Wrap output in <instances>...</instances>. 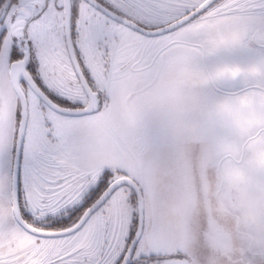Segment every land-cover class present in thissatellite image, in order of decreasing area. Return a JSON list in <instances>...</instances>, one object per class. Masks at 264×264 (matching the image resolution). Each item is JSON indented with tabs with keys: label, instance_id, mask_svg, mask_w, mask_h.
Segmentation results:
<instances>
[{
	"label": "snow or ice",
	"instance_id": "1",
	"mask_svg": "<svg viewBox=\"0 0 264 264\" xmlns=\"http://www.w3.org/2000/svg\"><path fill=\"white\" fill-rule=\"evenodd\" d=\"M0 264H264V0H0Z\"/></svg>",
	"mask_w": 264,
	"mask_h": 264
}]
</instances>
